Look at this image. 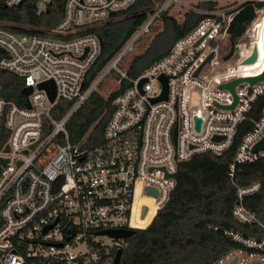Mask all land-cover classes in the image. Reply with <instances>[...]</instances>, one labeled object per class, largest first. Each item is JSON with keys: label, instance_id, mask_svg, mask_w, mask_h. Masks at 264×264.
Here are the masks:
<instances>
[{"label": "built area", "instance_id": "built-area-1", "mask_svg": "<svg viewBox=\"0 0 264 264\" xmlns=\"http://www.w3.org/2000/svg\"><path fill=\"white\" fill-rule=\"evenodd\" d=\"M30 1L42 16L53 0L6 3L15 7ZM136 1L65 0L57 24L33 27L40 33L0 26V48L4 49L0 68L22 78L23 88L32 87L27 97L22 93L23 104L0 97V159H6L5 165L0 164V264H113L126 238L111 236L106 230L147 228L176 188L177 178L172 174L178 173L182 162L200 153L227 152L250 119L253 126L237 143L230 176L238 165L264 158V148L253 151L264 138V110L257 119L251 116L255 103L264 96V80L240 81L234 92L221 88L264 71V0L243 1L255 7V17L244 32L253 28L254 63L244 64L253 48L243 59L234 60L244 34L236 39L228 59L219 54L243 2L203 11L194 6L191 10L205 17L138 77L128 78L127 69L119 64L149 31L153 19L174 1L185 4L166 0L93 85L85 88L87 72L103 47L98 34L90 30ZM210 54L213 57L196 75ZM112 70L120 73L119 84L124 78L130 84L113 100L104 142L85 147L88 135L78 143L70 142L68 121ZM161 76L167 79L166 98L153 101L164 92ZM48 80L56 85L54 100L40 88ZM61 101L71 104L58 118L53 112ZM196 117L201 119L199 130ZM260 188L259 181L238 187L233 216L259 226L263 236L227 231L240 246L212 264H264V215L260 218L244 204V198Z\"/></svg>", "mask_w": 264, "mask_h": 264}, {"label": "trees", "instance_id": "trees-1", "mask_svg": "<svg viewBox=\"0 0 264 264\" xmlns=\"http://www.w3.org/2000/svg\"><path fill=\"white\" fill-rule=\"evenodd\" d=\"M165 1L137 0L127 10L115 13L108 21L90 30L98 34L104 45L87 72L85 88L91 85L131 36L156 14ZM64 4L65 0H53L49 11L38 16L34 2L11 7L6 0H0V26L16 32L40 33L33 27L50 28L57 24L63 16ZM216 6L215 1L196 5L203 10H211ZM237 10L229 27L230 37L220 49L230 48L223 53L224 59L233 54L236 39L244 34L255 17L252 2H243ZM205 15L196 10H187L184 19L179 21L167 10L160 12L156 20L162 21V29L142 52L133 57L127 67L120 68H127L128 78L138 77L148 66L167 54L174 42ZM3 56L0 51V59ZM120 77L119 72L112 70L73 114L67 123L70 142L78 143L87 135L85 147L98 146L104 142V127L113 111V100L130 84L128 78L122 79L119 84ZM0 83V97L23 104L22 78L0 68ZM70 104L61 101L54 115L60 118ZM263 110L264 96H261L254 105L252 118L257 119ZM252 126L250 119L241 127L234 146L227 152L200 153L179 165L177 185L169 201L147 228L133 230L132 235L126 238L127 244L122 249L120 264H212L232 248L240 246L227 231L236 230L246 237L263 236L259 226L241 223L233 216V208L238 201V187L255 181L261 183V188L257 193L246 196L244 204L260 218L264 215V158L238 165L233 178L230 176V163L234 159L237 143Z\"/></svg>", "mask_w": 264, "mask_h": 264}, {"label": "water", "instance_id": "water-1", "mask_svg": "<svg viewBox=\"0 0 264 264\" xmlns=\"http://www.w3.org/2000/svg\"><path fill=\"white\" fill-rule=\"evenodd\" d=\"M258 16H261L262 12L261 11H258ZM219 20L221 19L220 17L218 18ZM104 43L101 39V46H103ZM0 51L1 52H4V49L3 48H0ZM213 57V54H210L209 57L206 59V61L200 66V68L196 71V75L200 72L201 68L204 66V64L206 62H208L211 58ZM257 59V47L255 46L253 48V51H252V54L246 58L244 60V64H250V63H254ZM160 79L163 81L164 83V92L163 94L154 99L153 101H157V100H160V99H164L166 98V94H167V79L165 76H161ZM261 80H264V71L261 72L260 74L258 75H255V76H248V77H244V78H241V79H235V80H232L228 83H225L223 85H221V88H227V89H230L231 91L234 92V87L235 85L240 82V81H247L249 82L250 84H254L258 81H261ZM145 81V79H142L141 82H140V85ZM40 88H44L47 90L51 100H54L55 96H56V85L54 83L53 80H48V81H45V82H42L40 84ZM32 92V87L31 86H27L25 88L22 89V93L27 97L30 93ZM237 99V98H236ZM26 105L28 107H30V104H29V101L27 100L26 101ZM234 105L230 106L231 108L233 107ZM196 120V128L197 130L200 129V123H201V119L196 117L195 118ZM215 139H220V137H215ZM264 148V138L259 142L257 143L254 148H253V151H258V150H261ZM8 149V147H7ZM0 164L1 165H5L6 164V159H3L1 158L0 159ZM173 177L175 178H178V173H173L172 174ZM148 191L149 192H152L154 195H156V191L153 190L152 188H148ZM145 211V210H144ZM106 233L110 234L111 236H114V237H117V238H128L132 235L133 233V230H130V229H118V230H106ZM121 254H122V249H118L117 252H116V255H115V258H114V263L113 264H120V258H121ZM235 261H233L231 264H234ZM253 264H257V262H254Z\"/></svg>", "mask_w": 264, "mask_h": 264}, {"label": "rangeland", "instance_id": "rangeland-1", "mask_svg": "<svg viewBox=\"0 0 264 264\" xmlns=\"http://www.w3.org/2000/svg\"><path fill=\"white\" fill-rule=\"evenodd\" d=\"M185 4H180V1H174L169 5V8L167 9V11L169 12V14L174 15L177 20L182 21L184 19V15L185 12L188 10H191L192 7L196 6L198 3L200 2H208V1H215L217 2V6H224V7H229L231 5L237 4L239 2H243L245 0H182ZM200 10L203 11V9L199 8ZM154 17V15H152V17H150L149 20H151ZM154 23L152 25V28H149V31L147 33H145V35L137 42V44L134 46L133 50L130 51L125 58L121 61V64H119V67H127L129 65V63L131 62V60L133 59V57L135 55H137L138 53L142 52L146 46L149 44V42L152 40V38L154 37V35L160 31L163 27L162 21L160 19L156 20L153 19ZM141 41V42H140ZM253 48V28H250L245 34L244 37L241 41V45L238 49H236V57H235V61H239L241 59H243L246 54L252 50ZM230 48H226L224 50H220L219 54L220 57L223 58V53L229 51ZM127 69V68H124ZM99 78V77H98ZM97 79V78H96ZM96 79L94 80V82L96 81ZM93 82V83H94ZM92 83V85H93ZM98 88V87H97Z\"/></svg>", "mask_w": 264, "mask_h": 264}]
</instances>
